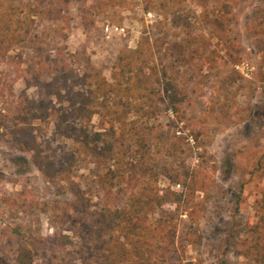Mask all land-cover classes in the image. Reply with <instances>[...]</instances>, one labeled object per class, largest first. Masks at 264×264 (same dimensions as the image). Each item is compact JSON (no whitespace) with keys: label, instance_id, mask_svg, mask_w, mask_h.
<instances>
[{"label":"rangeland","instance_id":"rangeland-1","mask_svg":"<svg viewBox=\"0 0 264 264\" xmlns=\"http://www.w3.org/2000/svg\"><path fill=\"white\" fill-rule=\"evenodd\" d=\"M31 1L48 6L51 14L37 22V47L16 46L0 54V114L19 101L26 109L48 102L43 84L49 77L38 58L56 49L75 55L71 63L77 73L90 63L109 78L118 51L134 48L143 35L156 38L163 50L167 43L181 42L185 54L192 47L201 51L206 43L217 42L198 18L204 9L217 8L215 0L164 6L150 0L148 13L143 11L144 0ZM219 1H228L234 15L221 43L226 66L206 73L201 65L206 78L197 84V93H190L182 103L179 117L160 102L158 116L149 121L168 136L182 137L176 158L165 157L157 148L151 157L174 169L189 167L203 185L196 193L199 214L192 224L197 243L185 246L184 261L171 254L162 264H254L227 241L242 235L264 185V0ZM105 25L124 30L105 33ZM233 43L235 49L229 48ZM227 47V53L239 59L233 66ZM185 67L181 64L182 70ZM69 84L74 92L86 89L78 80ZM104 123L95 116L87 130L103 131ZM18 126L11 127L0 117V264H15L18 247L29 242L34 247L33 264H96L90 239L77 219L80 213L69 209L68 203L83 190L89 208L101 209L99 179L113 166L83 153L84 161L74 162L69 179L49 180L38 163L42 160L46 167L49 160L51 166H63L77 144L57 134L49 120L30 116ZM23 138L30 144L36 141L35 148H27ZM158 182L167 185L163 175ZM171 187L181 189L177 184ZM4 197H11L12 204ZM179 240L183 242L182 236Z\"/></svg>","mask_w":264,"mask_h":264},{"label":"trees","instance_id":"trees-1","mask_svg":"<svg viewBox=\"0 0 264 264\" xmlns=\"http://www.w3.org/2000/svg\"><path fill=\"white\" fill-rule=\"evenodd\" d=\"M159 1L164 6L188 0ZM215 1L217 8L204 9L198 18L212 31L216 44L208 42L201 51L192 47L185 54L181 42L167 43L163 50L156 38L143 35L134 48L125 46L118 51L109 78L90 63L82 74L77 73L71 63L75 55L56 49L55 53L38 58L44 75L49 77L43 84L48 102L40 101L26 109L19 101L7 113L0 114L11 127L24 125L30 116L49 120L57 134L72 138L77 144V151L63 166H51L49 160L46 167L41 165L42 160L38 163L49 180L69 179L74 162L84 161L83 153L113 166L99 179L101 209L89 208L83 190H78L75 199L68 203L69 209L80 213L77 219L90 239L96 264H162L171 254L182 262L185 246L198 241L192 224L199 214L196 193L203 187L202 181L189 167L174 169L151 157L157 148L165 157L176 158L182 137L168 136V132L158 130L149 121L158 116L160 102H165L179 117L182 103L190 93H197V84L203 82L206 73L226 66L221 43L228 34L226 27L234 21L233 7L228 1ZM151 8V1L144 0L143 11L148 13ZM50 14L48 6L39 7L31 0H0V54L16 46L37 47V22L42 15ZM229 48L235 49V43ZM229 48L225 52L232 56L233 66L239 59L227 53ZM181 64H185L184 70ZM201 65L206 73H202ZM73 80L86 85L85 91L75 93L69 84ZM95 116L105 122L101 127L104 129L89 132L87 126ZM130 117L135 118L129 121ZM21 142L27 148L36 145V141L31 146L24 138ZM161 175L167 185L158 182ZM175 184L181 189H173L171 185ZM4 202L12 204L13 199L4 197ZM227 243L238 255L254 264H264V185L242 235L230 237ZM33 254L30 242L20 244L15 264H33Z\"/></svg>","mask_w":264,"mask_h":264},{"label":"built area","instance_id":"built-area-1","mask_svg":"<svg viewBox=\"0 0 264 264\" xmlns=\"http://www.w3.org/2000/svg\"><path fill=\"white\" fill-rule=\"evenodd\" d=\"M123 27H120V26H117V25H105V28H104V32L105 33H121L123 32ZM177 186L179 187L180 185L177 184Z\"/></svg>","mask_w":264,"mask_h":264}]
</instances>
